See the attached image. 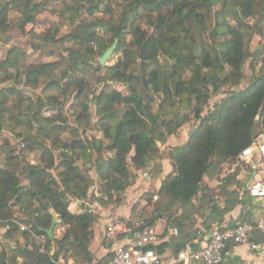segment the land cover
<instances>
[{"label": "trees", "instance_id": "obj_1", "mask_svg": "<svg viewBox=\"0 0 264 264\" xmlns=\"http://www.w3.org/2000/svg\"><path fill=\"white\" fill-rule=\"evenodd\" d=\"M104 1L99 0L100 3ZM219 2L226 8L236 7L233 15L237 21H241L240 12L246 18L264 15V0H258L254 11L247 6V0H133L130 9L124 13L125 24L121 28H109L113 38L123 47V61L114 66L99 65L106 72L105 86L91 101L83 76L91 67L89 61L93 55V49L87 44L97 40L95 29L99 22L80 23L76 27L75 33L68 38L80 41L82 46L77 51L72 50L65 61L25 65L20 71L22 64L19 59L25 56L18 49L10 51L3 69L6 73L15 69L17 76L11 74L10 77L24 76L28 88H37L42 78L56 71L61 73L66 81L64 86L60 82H51L50 87L60 88L63 97L67 98L76 93L77 124L82 125L88 120L90 105L94 104L100 116L99 130L104 141H96L90 147L79 139V131L70 128L63 117V102L57 103L53 97L40 96L33 107L22 92L14 88L0 90V136L4 132L9 133L30 150L38 148L41 151L39 165L27 164L23 170L30 181L28 187L22 186L18 176L24 164L19 156L8 152L6 164L0 168V229L5 230V248H0V264H57L58 258L68 253L85 263L92 262L89 246L97 217L87 213L75 215L69 211L70 197L88 200L94 187L88 171L79 167L77 162L92 165L93 152H96L101 189L111 198L113 194H125L132 185L129 162L139 171L149 170L152 160L160 159L159 143L166 144L192 119L189 115L175 113L173 120H165L159 111L153 110L154 96L162 95L161 105L166 108L173 99L180 98V104L186 97L188 106L197 101L200 106L195 116L199 124L185 145L171 149L174 171L166 176L156 192L159 200L154 202L151 212L141 217L139 230L154 225L173 212L177 204L182 208L191 206L199 194H202L201 201L215 202L204 187V180L211 172L218 175L222 190L231 184L235 174L220 173V170L231 160L240 161L242 152L264 134V73L256 77L249 87L223 99L214 111L202 117L212 92L219 89L221 77L216 73L224 72L228 67L230 72L223 81L236 86L244 79L242 68L248 57L246 34L224 22L226 14L214 10ZM46 3V0L40 4L34 0H9L1 5L0 0V33L5 34L11 29V6L20 8L23 15L20 27H25L36 22L41 7ZM74 10L76 17L82 12V6L76 4ZM144 19L151 25L152 33L139 25ZM205 23L214 27L215 35L223 34L225 37L223 48L215 50L214 57L207 48L196 47L194 26L204 27ZM126 31L133 36V49L125 46ZM160 55L165 56L166 66L159 62ZM208 71L212 73L207 74ZM110 82L124 84L129 94L112 90ZM210 84L213 90H210ZM174 104L171 103L170 107ZM48 110L54 112L53 116L43 117L42 114ZM35 124H38L36 129L33 127ZM67 133L73 137L70 142L62 140ZM10 147V140L0 141V152ZM104 152L113 153V158L104 159ZM55 153L60 155L58 165ZM56 167L61 170L58 174L60 183L51 174ZM225 193L228 195L229 192ZM154 196H143L138 203L143 199L152 203ZM35 202L39 203L38 208H35ZM16 207L26 214L32 213V219L23 223L32 226L37 235L46 237L48 243L52 239L41 229L51 228V211L59 217L60 226L65 227L66 232L56 242L57 249L52 258L48 252L41 253L39 246L29 248L30 235L22 232L19 222L16 223ZM228 210L229 207L222 211L219 206H214L211 217L217 218ZM10 243H16L17 247L10 246ZM183 248L185 245L178 253Z\"/></svg>", "mask_w": 264, "mask_h": 264}, {"label": "rangeland", "instance_id": "obj_2", "mask_svg": "<svg viewBox=\"0 0 264 264\" xmlns=\"http://www.w3.org/2000/svg\"><path fill=\"white\" fill-rule=\"evenodd\" d=\"M9 0H1V5L7 4ZM45 0H34V3L40 4ZM47 3L41 7L40 13L36 18V22L34 24H28L25 27H20L23 21V15L20 11V8L15 6L10 7L9 20L11 22V29L9 32L3 34L0 33V90L3 88H14L19 92H22L26 99L31 102V106H35L38 101V97L47 98L53 97L57 100V103L63 102V117L66 118L67 124L70 128L77 129L79 131L78 138L83 140L88 146H93L96 141H104L103 135L99 130V118L97 112V107L91 103L90 110L88 114V120L83 122L82 125L77 124V114L78 109L75 105L74 96L76 93L70 95V97H63L61 94L60 88L58 87H50L51 82H60L63 86L66 82L63 76L59 71H56L50 76L42 78L40 85L37 88H28L25 85L24 76L20 77H10V75H16L17 72L15 69H11L9 73H6L3 69L4 63L9 60V53L13 49H18L21 55H24L25 58H21L20 63L22 64L19 69L22 71V67L25 65H43L49 63H56L60 60H66L72 50H79L81 48L80 41H74L69 39L72 34L75 33L76 27L80 24L86 23H96L99 22V26L95 29V33L97 36V40H92L89 44L90 48L93 49V55L91 60L89 61L91 67L88 69L87 73L83 76L88 84L87 93L89 95V100L91 101L95 95H98L104 88L105 83L103 80L106 78V72L100 68V59L104 55V53L109 50L115 43V40L112 36V33L109 31V28H121L124 23V13L130 9V4L133 0H105L104 3H100L99 0H46ZM258 0H247L246 4L249 6L252 11H254L257 7ZM76 4H80L82 6V12L80 15L74 17V9ZM214 10L216 12H220V14H226L225 23L229 24L232 28L237 29L246 34V52L247 59L242 68V72L244 74V79L240 81V83L236 86L228 85L223 80L224 77L229 74L230 69L225 67L224 72L216 73L217 76L221 77V82L219 84V89L216 92H212L211 99L208 101L207 105L204 107V112L202 117L207 116L210 112L214 111L215 106L220 104V102L231 96L234 92H240L249 87L254 79L264 73V15L263 17L249 16L244 17L240 12L241 21H237L234 19L233 11L236 12V7H224V5L219 2L215 5ZM153 18H155V13L152 14ZM139 25L146 29L148 32L152 33L151 25L147 20H142L139 22ZM215 25V23H214ZM213 25V26H214ZM214 27H208V24L205 23L203 25H195L194 26V36L196 38V47L201 49L203 47L207 48L212 56H215V50H221L223 48L222 42L225 39L224 35H215L213 32ZM127 32V31H126ZM133 36L128 32L125 34L126 39V48H131ZM37 46V47H36ZM105 48L104 52L102 48ZM104 52V53H103ZM103 53V55L101 54ZM165 56H159V62L162 66L165 65ZM124 53L123 47H120L118 43V48L111 57L108 62V66H114L118 62L123 61ZM170 63H172L170 61ZM166 66V65H165ZM254 66V67H252ZM212 73V71H208L207 74ZM17 76V75H16ZM110 88L112 90H117L122 92L124 95L129 94V90L124 84L118 82H110ZM210 90H213L212 85L210 84ZM67 98V99H66ZM66 99V100H65ZM155 102L153 104L154 112H160L162 116L165 117V120H173L174 114L179 113L182 116L189 115L192 117L191 121L186 122L185 125L179 129L174 135L170 143L169 141L166 144L159 143L161 149V156L159 158H154L151 162V168L146 170L145 172L139 171L131 162L130 171L132 178V185L129 189L136 185L140 184L139 188L142 190L148 191L144 193L142 197L148 194H155L153 197L152 203H148V199L141 200L140 203L134 206L133 209V222L141 221V217H145L151 210L153 209L154 202H157L159 199H155L157 197L156 193V182L160 178H162L161 174L164 172V161L170 160V151L174 146H179L183 143V138L190 137V134L195 130L196 126L199 124L198 119L195 116L196 109L199 108L200 104L197 101H193L192 105L188 106L186 103V97L180 104L179 99H173L171 103H175L173 107H170L171 103H169L167 108L161 105L162 95L154 96ZM65 100V101H64ZM53 111H45L42 116L43 117H51L53 116ZM38 124H35L34 129H36ZM264 135V134H263ZM170 137V138H171ZM73 138V137H72ZM71 135L69 133L64 134L62 136V140L65 142H70L72 140ZM10 140L11 147L10 149L1 150L0 152V168H3L7 161V153L11 152L12 154H16L22 160H24V164L21 166L18 176L21 180V184L24 187L30 186V181L24 174L27 164L31 166H38L41 157V151L36 148L30 150L26 147L21 140H17L9 133L4 132L0 136L1 140ZM106 142V141H105ZM107 143V142H106ZM169 145L166 147L165 145ZM108 152H104L102 157L106 160L113 158L112 156H108ZM56 156V164L58 165L60 162L59 153H55ZM132 156V155H131ZM98 159V154L93 152L92 165L84 164L82 161H78L77 164L79 167L88 171L90 178L94 181V187L91 188L90 194H92L95 188H98L101 197L95 198L94 204L108 209L113 207L123 206L125 200L127 199V192L123 195L113 194L111 198L107 193H105L101 188L100 182L98 180V172L96 169V161ZM171 167H168L165 172H170V170L174 171V167L172 162L170 161ZM246 164L244 162H240L238 160H231L223 169L220 170V173H226L233 169H241L245 168ZM61 170L59 168H55L51 171V174L57 178L58 182L60 180L58 178V174ZM149 174L151 181L145 182L148 179H143V174ZM215 175V172H211L210 176ZM150 180V179H149ZM140 182V183H139ZM142 186V187H141ZM100 187V189H99ZM150 196V195H149ZM70 205L73 199L69 198ZM81 201V200H80ZM35 208L39 207V203H34ZM15 217L17 218L18 224H21L28 228V234L30 235V243L29 248H34V245L39 246V251L43 248V240L45 241V251L50 255L53 251L57 249V239L53 238L52 241L48 243L46 237L39 236L36 234L32 226L27 225V223L32 218L31 214H26L20 207H16L14 209ZM54 213V212H53ZM55 214V213H54ZM92 215V214H91ZM93 215H95L93 213ZM55 216H57L55 214ZM57 218H59L57 216ZM58 226V225H57ZM135 230V229H133ZM57 227L55 228V232H57ZM136 232L140 231L139 227L136 228ZM5 230L0 229V248L4 249L5 241L3 239V234ZM135 232V233H136ZM55 239V240H54ZM22 243V240L19 242ZM10 246L17 247L16 243H10ZM7 264V262H6Z\"/></svg>", "mask_w": 264, "mask_h": 264}, {"label": "crops", "instance_id": "obj_3", "mask_svg": "<svg viewBox=\"0 0 264 264\" xmlns=\"http://www.w3.org/2000/svg\"><path fill=\"white\" fill-rule=\"evenodd\" d=\"M173 138L175 137L168 139L169 143ZM183 140V143L179 146L185 145L189 140V136L187 135ZM165 146L168 147L169 145ZM179 146H174V148ZM170 161H164V172L161 174L162 178L156 182V192L162 187L166 176L173 172V170L168 173L165 172L168 167H171ZM251 162H244L246 164L245 168L229 171L230 174H235V178L224 190H222V183L218 175L207 176L204 180L205 192L211 193L215 202L211 204L205 200L201 201L202 194H199V197L187 208H182L177 204L173 212L151 226L158 235V241L149 247H152V250L164 257L177 255L178 250L183 245H185V248L180 252L196 251L206 246L215 230L231 229L242 222L259 219L264 214V199L251 198L248 188L253 182L264 179V163L258 158ZM149 179L145 182L151 181L152 178ZM139 185L137 183L128 190V197L121 207L115 206V209L113 207L105 209L93 202L96 211L94 214L97 218L92 227L93 238L89 246L92 257L91 263H85L72 253H68L66 256H60L57 264L62 262L64 264H111L116 248L135 247L137 245L135 230L142 222H133V208L142 198V195L148 192L139 188ZM225 191L229 192L228 195ZM79 201L72 200L69 207L72 214L85 213L84 209L78 205ZM214 206H219L222 211L229 207V210L217 218H212L211 213ZM52 213L53 211H51ZM60 223L56 226L58 231L55 232L54 230V238L57 240H61L66 232V228L60 226ZM111 223H114L121 233L114 242L106 239L107 228ZM251 245H256L257 249L253 250ZM51 254L55 255V251ZM222 264H264V233L254 232L250 236L248 244L235 245L229 243L225 249Z\"/></svg>", "mask_w": 264, "mask_h": 264}, {"label": "built area", "instance_id": "obj_4", "mask_svg": "<svg viewBox=\"0 0 264 264\" xmlns=\"http://www.w3.org/2000/svg\"><path fill=\"white\" fill-rule=\"evenodd\" d=\"M108 156H112L111 153ZM255 158H258L264 163V136L256 139L250 147L242 152L240 162L250 163ZM144 178L149 179L147 173L143 174ZM248 193L251 198L264 199V179L253 182ZM101 197L98 188H95L88 200H81L78 205L84 209L87 214L95 213L93 202L95 198ZM155 199H158L155 197ZM22 232L28 231V228L19 224ZM254 232L264 233V214L254 221H245L238 224L236 227L226 230H215L206 246L196 251H182L175 256L164 257L152 249H147L149 246L158 241V235L154 228L145 227L136 232L137 245L133 248L118 247L115 250L114 258L111 264H222L224 253L229 243L235 245H243L249 243V238ZM176 233V231H175ZM121 233L117 230L114 223L108 225L106 239L114 242L118 239ZM43 248L41 253L45 251V241L43 240ZM253 250L257 249L256 245H251ZM51 258L54 256L50 254ZM60 264H64L63 262ZM74 264V263H70Z\"/></svg>", "mask_w": 264, "mask_h": 264}, {"label": "water", "instance_id": "obj_5", "mask_svg": "<svg viewBox=\"0 0 264 264\" xmlns=\"http://www.w3.org/2000/svg\"><path fill=\"white\" fill-rule=\"evenodd\" d=\"M118 43H119V41L116 40L114 45L109 50H107L104 53V55L101 57V59H100V65L101 66H108L109 60L111 59V57L113 56V54L115 53V51L118 48ZM98 145H100V144L98 143ZM52 216H53V222H52L51 228L49 230L41 229V231L44 232L45 234H47L51 239L54 238V230H55L56 226L60 223L59 218H57V216H55L54 213H52Z\"/></svg>", "mask_w": 264, "mask_h": 264}]
</instances>
